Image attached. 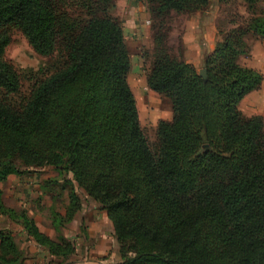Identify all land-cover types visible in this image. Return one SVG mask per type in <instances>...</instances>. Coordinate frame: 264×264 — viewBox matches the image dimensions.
Returning a JSON list of instances; mask_svg holds the SVG:
<instances>
[{"label": "trees", "instance_id": "obj_1", "mask_svg": "<svg viewBox=\"0 0 264 264\" xmlns=\"http://www.w3.org/2000/svg\"><path fill=\"white\" fill-rule=\"evenodd\" d=\"M67 1L0 0V182L22 174L18 166L52 167L70 176L67 220L82 210L78 188L107 213L120 246L116 264H264V118L240 110L263 77L239 62L248 34L264 39V19L229 31L205 56V78L168 53L157 28L147 85L170 101L173 116L158 122L153 149L128 81L131 58L122 24L106 13L116 3L77 0L90 18L76 24L60 10ZM242 1L254 10L264 0ZM146 2L162 24L171 13L209 5ZM10 27L42 56L58 47L63 53V62L19 107L9 100L21 89L18 72L5 59ZM0 215L60 264H76L72 242L46 236L25 210L8 208L1 192ZM22 262L12 234L0 230V264Z\"/></svg>", "mask_w": 264, "mask_h": 264}, {"label": "rangeland", "instance_id": "obj_2", "mask_svg": "<svg viewBox=\"0 0 264 264\" xmlns=\"http://www.w3.org/2000/svg\"><path fill=\"white\" fill-rule=\"evenodd\" d=\"M125 1L126 3L122 5L123 1L113 0L112 3L113 5L116 3V6H110L106 13L118 19L125 30V40L131 58L128 81L136 98L144 134L152 148L156 149L158 122L170 121L173 116L170 101L165 96L151 91L147 85V74L155 58L154 37L158 33L157 28L162 27L161 33L165 34V48L171 56L189 62L196 70L201 71L204 68L205 56L211 55L213 49L224 42L229 31L246 28L253 19H264V1L256 4L252 10L242 0H232L226 4L209 0L208 7L202 11L171 13L163 24L151 16L150 6L146 0ZM79 4L77 0H68L60 6V10L76 24L90 18L88 11ZM103 11V6L97 7L96 13L103 16ZM131 17L134 20L132 29L129 27L131 21H127ZM8 31L11 42L6 49L5 59L18 72L21 82L20 92L10 96L9 100L13 106L19 107L30 97L34 86L63 62V53L62 48L58 47L54 55L42 56L33 50L18 28L10 27ZM244 45L246 54L240 57L239 62L261 73L263 83L260 90L244 99L240 104V110L246 117L264 118V39L259 35L248 34ZM18 167L22 174H11L9 181L0 182L2 194L9 205L14 204L16 198H23L22 202L29 211L24 210L29 213L33 209L35 219L48 231L54 241L63 237L72 242L75 246V254L71 259L73 263L121 262L120 246L115 239L114 228L107 213L78 188L82 210L73 220H67L69 186L72 184L70 176L60 175L52 167L45 168L44 172L41 171L43 169L26 171ZM16 177H23L28 185L27 189L24 188L23 191L25 187L23 185L22 189L16 191V180L12 182ZM36 177L39 179L37 185L43 183L41 187L33 184L32 181H35ZM44 177H47V180ZM42 195H46V198H42ZM20 229V225H14L8 219L0 218V230L10 232L14 238L18 236ZM43 251L39 247L31 249L26 245L21 250L22 263L60 264V261L53 257L40 256Z\"/></svg>", "mask_w": 264, "mask_h": 264}, {"label": "crops", "instance_id": "obj_3", "mask_svg": "<svg viewBox=\"0 0 264 264\" xmlns=\"http://www.w3.org/2000/svg\"><path fill=\"white\" fill-rule=\"evenodd\" d=\"M123 1V2H122ZM130 2H133V0H129ZM121 2H122V5L123 4H125L126 3V1L125 0H121ZM121 4V3H120ZM127 21H131L130 22V24H129V27H130V29H132V27L134 26V20H133V18L131 17L130 19H128ZM125 31V30H124ZM124 34H125V32H124ZM213 51H214V49H213ZM213 51H212V53H213ZM186 63H188V64H191V63H189V62H186ZM46 168H49V167H46ZM45 169V168H44ZM44 169L43 170H41V171H43L44 172ZM41 177V176H40ZM9 178H10V175L8 176V178H7V180L9 181ZM23 177H16V179L14 178L13 179V181L12 182H14L15 180V184H16V187H15V189H16V191L18 192L19 190H20V188L23 186V185H25V187H23V191H24V188L25 189H27L26 187L28 186L25 182H24V180L22 179ZM42 178V177H41ZM44 179H46L47 180V177H44ZM37 181H39V179H38V177H36L35 178V181H32L33 182V184H36V182ZM42 185H43V183H41ZM41 184L40 183H38V185L36 184V187H41ZM29 189V188H28ZM0 192L2 193V187H0ZM48 193L49 192H47L46 194L48 195ZM18 196H19V194H17ZM38 196V195H37ZM42 198H46V195H42ZM2 199H3V202H4V204L8 207V208H10V209H14V210H16V211H21V210H24V209H26V210H28L25 206H24V204H23V202H22V200H23V198H19L18 197V199L16 198V200H15V203L14 204H12V205H9L8 203H7V201L4 199V195L2 194ZM41 198H39V200H40ZM21 200V201H20ZM29 211V210H28ZM33 209H31L30 210V212L28 213L29 214V216L35 221V223H36V225L38 226V228H39V230L42 232V233H44L46 236H48L49 238H51L52 240H54L53 239V237L48 233V231H46L45 230V228H43L40 224H39V222L35 219V217H34V215H33ZM80 213V212H79ZM79 213H77V215L79 214ZM76 215V216H77ZM0 218H4V217H2L1 215H0ZM4 219H6V218H4ZM10 221V220H9ZM12 224H14V225H17V224H15V223H13L12 221H10ZM18 226V225H17ZM17 237V238H16ZM15 238H14V240H15V243H16V245L18 246V248L20 249V250H23L24 249V247L27 245V246H29V247H31V249L32 248H36V247H39V248H41L42 250H44L42 253H41V255L40 256H42L43 258L44 257H51L50 256V254H49V252L47 251V250H45L44 248H42V247H40V246H38L28 235H27V233L24 231V229L21 227V229H20V231H19V233H18V236H16Z\"/></svg>", "mask_w": 264, "mask_h": 264}, {"label": "water", "instance_id": "obj_4", "mask_svg": "<svg viewBox=\"0 0 264 264\" xmlns=\"http://www.w3.org/2000/svg\"><path fill=\"white\" fill-rule=\"evenodd\" d=\"M206 75H207V72H206V70L205 69H203V70H201L200 71V76H202V77H206Z\"/></svg>", "mask_w": 264, "mask_h": 264}]
</instances>
